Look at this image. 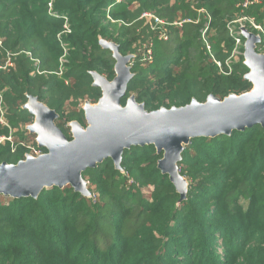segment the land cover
<instances>
[{"label": "trees", "instance_id": "1", "mask_svg": "<svg viewBox=\"0 0 264 264\" xmlns=\"http://www.w3.org/2000/svg\"><path fill=\"white\" fill-rule=\"evenodd\" d=\"M249 1L242 7L243 0H0V64L13 55L12 66L0 70V98L14 131L0 145V163L15 165L31 144L36 148L25 129L34 120L23 109L29 97L58 114L64 134L66 122L85 124L79 102L93 104L102 95L91 73L115 77V61L99 39L135 57L121 105L134 95L151 112L250 92L242 55L226 63L235 40L244 41L228 33L233 20L247 16L264 26V0ZM201 9L210 16L206 39L221 70L201 39L207 21ZM142 13L191 22L162 41ZM63 17L71 33L62 36L68 55L57 75ZM149 39L153 62L142 66L136 46ZM34 60L49 74L32 75ZM6 129L0 125V136ZM161 158L153 145L132 146L123 151L121 170L110 158L86 169L81 177L92 197L69 185L43 189L36 199L0 195V264H264V128L191 139L178 163L183 200L157 169Z\"/></svg>", "mask_w": 264, "mask_h": 264}, {"label": "water", "instance_id": "2", "mask_svg": "<svg viewBox=\"0 0 264 264\" xmlns=\"http://www.w3.org/2000/svg\"><path fill=\"white\" fill-rule=\"evenodd\" d=\"M244 64L249 69L245 78L253 91L240 96L229 95L223 100L209 95L205 102L195 100L183 107L160 108L145 111L130 97L124 107L120 101L125 96L132 79V56H121L117 45L109 42L102 48L111 52L115 61V77L107 81L91 73L93 86L101 90L98 108L88 103L83 108L87 128L70 124L71 140H67L55 125L57 115L36 98L29 97L23 109L34 117L30 132L37 135L36 142L47 153L33 158L25 157L17 164H0V195L36 199L43 189L64 186L88 197L89 191L81 174L110 158L115 169L125 149L153 145L162 153L157 169L167 175L180 195L185 198L186 182L178 173L181 153L189 141L198 137L229 136L232 131L259 125L264 128V54L257 53L259 38L243 34ZM252 87V88H253Z\"/></svg>", "mask_w": 264, "mask_h": 264}, {"label": "built area", "instance_id": "3", "mask_svg": "<svg viewBox=\"0 0 264 264\" xmlns=\"http://www.w3.org/2000/svg\"><path fill=\"white\" fill-rule=\"evenodd\" d=\"M122 0H116V4L120 3ZM249 4H251V2L249 0H243L242 3V7H247ZM51 5H48V13L51 14ZM106 17L107 19L112 22L115 23V21H113L110 16H109V8L106 9ZM199 13L205 14V18L207 19V21L204 23L203 28H201L200 32H201V39L203 41L205 50L209 53V55L211 56L214 64H216V66L221 70V65L219 62H216L211 54V48H210V44L206 39V34L208 32V21L210 20V16L208 14H206L202 9L199 11ZM53 16V15H52ZM55 18H59L57 16H53ZM242 19L246 20L248 22L249 25H251L252 28H254L255 31H260L259 37H260V41L255 45V50L257 53H261L264 52V26H260L258 25L252 18L247 17V16H242ZM63 29L62 32L60 34L57 35V41L61 44L62 48H63V52L64 51H68L67 47L62 43V36H66L68 34L71 33L69 25H68V19L63 17ZM139 19H143L145 21V25H148L149 30L153 33L154 36H156L159 40L162 41H168L169 37H170V30L172 28H178L181 27L183 23H188L191 22L189 19H178L176 21L173 22H167L166 20L160 19L158 17H156L155 15H153L152 13H142L139 17ZM121 24V23H119ZM250 29V27L248 28ZM231 34H236L239 37H243V34L246 33L245 30H243V28L241 27V25L239 24V26H235V28H233L232 26L229 28L228 30ZM262 34V35H261ZM152 47H153V41L152 40H145L144 42H138L137 46H136V52L138 53V55H136L138 58H140L139 62H144L145 64H150L153 62V53H152ZM27 55L29 53H26ZM13 55H7L6 60L4 61L3 64H0V70H7L8 67L12 66V62H11V58ZM61 59H59V63H60V67H59V72L57 73V75H60L62 72V67L63 64L66 62L65 61V56ZM237 56V55H236ZM232 57V55H231ZM135 58L132 56V59ZM34 67L35 70L33 72L32 75H47L49 74L46 71H40L38 68V61L34 60ZM227 65L229 64V60L226 62ZM131 66V62L129 64ZM222 72V71H221ZM2 99L0 98V124L4 127H7L8 129V123L6 122V117H5V109H4V105H2ZM4 140H11L10 137L9 138H5L2 137L0 138V144H3ZM41 147H38L36 145V149L35 148H31V151L29 153H27L25 155V157L29 156V157H39L43 154H45L44 152L41 153ZM25 159V158H24ZM88 183L86 182V185ZM94 197V195H93Z\"/></svg>", "mask_w": 264, "mask_h": 264}, {"label": "rangeland", "instance_id": "4", "mask_svg": "<svg viewBox=\"0 0 264 264\" xmlns=\"http://www.w3.org/2000/svg\"><path fill=\"white\" fill-rule=\"evenodd\" d=\"M242 17V16H241ZM241 17H238V18H236L235 20H233L232 21V23H231V26L233 27V28H235V26H239V24L241 25V27L243 28V30H245V32H246V34H250V35H253V36H256V37H258L259 38V41H260V37H259V32L260 31H255L254 30V28H252L251 27V25H249L248 24V22L246 21V20H244V19H242ZM174 21H176V20H174ZM249 26L250 27V29L248 30V28H246V26ZM258 25H260V24H258ZM261 26V25H260ZM264 31V30H263ZM228 33H230L229 31H228ZM262 35V34H261ZM242 37V36H241ZM236 42H235V46H236V48H234L233 49V51H232V57L229 59V63L232 61V60H236V55H242V57H243V53H244V50L242 51V52H239V49H238V47H242L243 49H244V44H245V40L244 41H241V40H235ZM99 44H100V46L102 47V44L103 43H105L106 41H104V40H102V39H99ZM109 43H111V44H113V45H116L115 43H113V42H109ZM111 53V52H110ZM262 54H264V52H262ZM63 55H68V51H64L63 52V49H62V56L60 57L61 59L64 57ZM140 65H142V66H146L147 64H145L144 62H140ZM104 78V77H103ZM253 89H254V87L252 88V90L251 91H253ZM130 97H133L134 98V101L136 102V100H135V96L134 95H130L129 97H128V99L130 98ZM127 99V100H128ZM127 100H126V102H127ZM126 102H125V104L124 105H121L122 107H124L125 105H126ZM80 103V105L79 106H77L78 108H81L82 109V111H83V108L85 107V104L86 103H88L92 108H98V102H96V103H93V104H90L88 101H81V102H79ZM138 105H143V104H140V103H138V102H136ZM2 105H4V102H2ZM143 108H144V106H143ZM67 109H69V111L70 110H73L74 108L71 106V105H68L67 106ZM145 110V109H144ZM146 111V110H145ZM84 113V112H83ZM57 115V119H56V122H55V125L56 124H58V123H61V121L58 119V114H56ZM34 118V117H33ZM84 119H85V117H84ZM59 120V122H57ZM33 121V123H34V120H32ZM33 123H30V124H26V126H25V129L27 130V132L28 133H30V134H32V132H30V125H32ZM75 123H77L82 129H86L87 128V126H88V124L86 123V120H85V124L84 125H80L78 122H76V121H70V122H66V124H64L63 125V128L65 129V131H66V134H64V133H62L65 137L67 136H71V127H70V124H75ZM1 125V124H0ZM57 127H58V125H56ZM7 128V127H6ZM59 129V128H58ZM60 130V129H59ZM61 131V130H60ZM62 132V131H61ZM13 133H14V131H12V129H6V135H4V136H0V138H2V137H5V138H9L10 137V139H12V137H13ZM32 137V139L33 140H35V143H36V145L38 146V144H37V142H36V138H37V135H35V134H33V136H31ZM67 137H66V139H67ZM72 138V137H71ZM68 140V139H67ZM6 141H8V140H4V142H3V144H0V145H4L5 144V142ZM31 141L32 140H29V143L28 144H31ZM39 147V146H38ZM30 148H34L33 147V145L31 144L30 145ZM36 149V148H35ZM44 151H41V153H43ZM1 164V163H0ZM86 182V181H85ZM87 186V185H86ZM88 197H92V195H90V192H89V196Z\"/></svg>", "mask_w": 264, "mask_h": 264}]
</instances>
